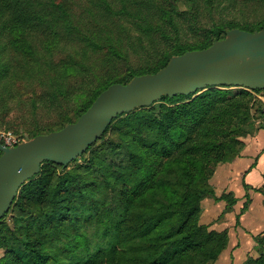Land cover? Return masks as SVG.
<instances>
[{
    "label": "trees",
    "instance_id": "obj_1",
    "mask_svg": "<svg viewBox=\"0 0 264 264\" xmlns=\"http://www.w3.org/2000/svg\"><path fill=\"white\" fill-rule=\"evenodd\" d=\"M116 1L120 7L111 0H88L79 15L72 0H0L2 98L31 85L46 93L32 100L34 113L42 106L63 113L58 125L36 128L30 139L76 122L113 84L155 74L172 57L209 48L232 29H264V0H205L204 5L184 0L191 7L180 11L179 0L172 6L169 0ZM221 5L222 14L249 8L262 15L255 23L201 25V7L211 11ZM125 15L137 21L149 42L112 21ZM175 15L185 19L187 30L175 23ZM184 32L191 34L188 40H181ZM158 35L174 44L171 51L149 44ZM141 51L144 65L133 69L131 55ZM120 66L125 74H114ZM229 89L163 97L118 117L67 167L44 163L0 221V264L216 262L229 245V233L201 224V203L215 197L211 179L217 167L236 161L242 140L264 130L256 115L264 117V106L256 107L253 96L264 91L232 95ZM258 253L245 264H264V249Z\"/></svg>",
    "mask_w": 264,
    "mask_h": 264
},
{
    "label": "water",
    "instance_id": "obj_2",
    "mask_svg": "<svg viewBox=\"0 0 264 264\" xmlns=\"http://www.w3.org/2000/svg\"><path fill=\"white\" fill-rule=\"evenodd\" d=\"M264 91V29H232L203 50L171 58L155 74L135 76L102 92L79 119L59 131L8 147L0 141V221L20 189L44 163L67 167L94 146L118 117L152 107L163 97L197 95L211 88Z\"/></svg>",
    "mask_w": 264,
    "mask_h": 264
},
{
    "label": "rangeland",
    "instance_id": "obj_3",
    "mask_svg": "<svg viewBox=\"0 0 264 264\" xmlns=\"http://www.w3.org/2000/svg\"><path fill=\"white\" fill-rule=\"evenodd\" d=\"M111 1L116 2L120 7V4L116 0ZM197 1L201 5H204L205 0ZM72 2L75 4V13L79 15L85 12L89 3L88 0H72ZM170 2L172 0L166 3L171 4ZM227 4L225 3L224 5ZM176 6L179 11L189 10L191 7V5H186L184 0L177 1ZM130 8L134 11L139 9L140 6H130ZM222 8L223 5L218 6V9H211L210 11L207 7H201V25L210 28L214 23L226 27L229 24L255 23V18H259L262 15V13L252 12L249 8L242 12H238L236 9L235 11L222 14ZM128 17V15L112 17V21L124 23L125 27L132 29L131 35L142 37L149 42V38L141 36L142 30L137 25V21ZM90 19V17L85 18V24ZM174 20L182 30L188 29L185 19L175 15ZM156 21L160 23L164 20L157 18ZM89 25L91 29L94 26L93 23ZM95 25L100 28V23ZM165 27L168 31H171L168 25ZM190 36L191 34L184 32L181 40H188ZM161 37L160 35L154 36L155 40L149 44L158 45L160 43L161 49L171 51L174 44L169 43ZM148 42H146V45ZM142 52L144 51L131 55L130 65L133 69H138L144 65L146 57ZM149 52L155 54L150 49ZM125 71V67L120 66L118 72L114 74H125ZM229 90L232 95H237L241 91V88H230ZM44 92L39 87L24 85L16 90L12 89L13 97L4 94V99L0 93L1 142L5 143L6 140L17 144L26 142L30 139V135L36 128L53 127L63 120V113L58 107L46 108L42 106L36 113L33 112L32 100L36 99L40 101V99H44L46 95ZM253 96L256 107L264 106V92L255 93ZM75 108L76 106L72 104L70 109L72 115ZM256 115L258 121H264V117H261L260 113H256ZM111 135L117 138V133H112ZM240 151L241 154L236 161L217 167L216 173L211 179L215 197L206 198L201 203V224L206 225L209 229L218 231L227 230L229 233V245L227 249L213 264H245L251 259L259 258L258 248L264 249V130L256 133L254 136L244 138ZM11 215L9 216L11 217ZM10 217L7 219L10 220ZM2 254L0 252V256Z\"/></svg>",
    "mask_w": 264,
    "mask_h": 264
},
{
    "label": "built area",
    "instance_id": "obj_4",
    "mask_svg": "<svg viewBox=\"0 0 264 264\" xmlns=\"http://www.w3.org/2000/svg\"><path fill=\"white\" fill-rule=\"evenodd\" d=\"M6 146L8 147H14L17 145V143H13L10 140H6V142L4 143Z\"/></svg>",
    "mask_w": 264,
    "mask_h": 264
}]
</instances>
